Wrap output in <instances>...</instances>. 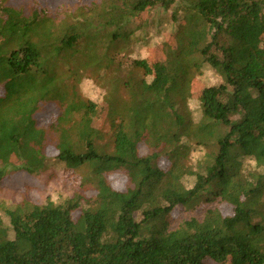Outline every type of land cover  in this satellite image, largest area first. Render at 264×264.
I'll list each match as a JSON object with an SVG mask.
<instances>
[{"label": "trees", "instance_id": "16d2710c", "mask_svg": "<svg viewBox=\"0 0 264 264\" xmlns=\"http://www.w3.org/2000/svg\"><path fill=\"white\" fill-rule=\"evenodd\" d=\"M179 1L163 58L126 59L129 24ZM204 65L221 82L195 113L189 73ZM87 73L102 100L80 94ZM47 99L60 113L42 124ZM99 110L110 132L92 122ZM196 146L209 151L192 165ZM59 166L82 190L4 206L0 264H264V0H0V180ZM200 200L203 218L171 227Z\"/></svg>", "mask_w": 264, "mask_h": 264}, {"label": "rangeland", "instance_id": "374dc122", "mask_svg": "<svg viewBox=\"0 0 264 264\" xmlns=\"http://www.w3.org/2000/svg\"><path fill=\"white\" fill-rule=\"evenodd\" d=\"M22 1V0H15ZM46 2L48 6H56L65 2H88L90 0H39ZM182 3L176 2L169 10L158 9V12L151 11L149 14H142L140 20L129 24L135 29L132 35V43L130 52L124 53L126 59L146 58L150 63L163 58V45L166 41L175 37V30L178 28L180 19L184 16ZM175 16L178 19H175ZM137 28V29H136ZM190 85L188 88L189 97L186 100L187 107L184 109H192L197 112L198 97L201 95L204 87L218 84L221 77L212 68L202 66L200 69L194 68L190 70ZM80 94L95 101L103 98L105 89L100 83V77L97 73H87L79 84ZM101 110L98 111L92 122L97 126L103 125L105 132L111 131L110 120L101 119ZM60 113L58 103L54 99H47L42 103L41 110L36 115L37 120L42 124H49L57 119ZM110 136L108 133L107 137ZM209 151L203 146H196L192 150L189 158L186 160L192 165H196L199 160L204 158L205 153ZM54 147L50 148V153L54 154ZM148 146L145 143L140 145V153L146 154ZM18 160L15 158L14 162ZM124 175L121 173L111 175V181L117 188L124 187ZM192 179H190L191 181ZM80 177L77 173L70 169L59 166L54 170V177L48 178L44 174H29L24 170H15L7 174L0 180V214L4 213V206H14L22 199L26 198L36 203H44L47 200H62L66 197L79 193ZM86 195H94L95 190L89 189ZM214 205V204H212ZM211 204L200 200L194 203L192 207L183 208L179 214L175 215L171 224L172 228L177 227L186 219L197 217L203 218ZM80 211H76L78 215Z\"/></svg>", "mask_w": 264, "mask_h": 264}]
</instances>
